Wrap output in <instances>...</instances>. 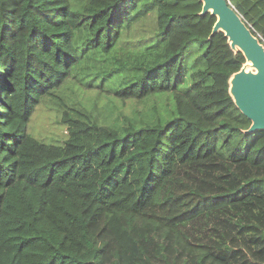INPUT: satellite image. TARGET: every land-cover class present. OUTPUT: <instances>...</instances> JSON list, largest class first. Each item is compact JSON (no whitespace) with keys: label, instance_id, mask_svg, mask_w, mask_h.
<instances>
[{"label":"trees","instance_id":"obj_1","mask_svg":"<svg viewBox=\"0 0 264 264\" xmlns=\"http://www.w3.org/2000/svg\"><path fill=\"white\" fill-rule=\"evenodd\" d=\"M203 4L0 0V264H264V129Z\"/></svg>","mask_w":264,"mask_h":264},{"label":"water","instance_id":"obj_2","mask_svg":"<svg viewBox=\"0 0 264 264\" xmlns=\"http://www.w3.org/2000/svg\"><path fill=\"white\" fill-rule=\"evenodd\" d=\"M201 1L204 3L203 14L211 11L217 16L212 33L223 30L232 48L241 50L246 63L256 68L255 71H248L243 66L234 73L230 80V92L240 110L252 120L248 132L264 129V44L231 0Z\"/></svg>","mask_w":264,"mask_h":264},{"label":"rangeland","instance_id":"obj_3","mask_svg":"<svg viewBox=\"0 0 264 264\" xmlns=\"http://www.w3.org/2000/svg\"><path fill=\"white\" fill-rule=\"evenodd\" d=\"M246 70L250 71H255L256 68L253 67L250 63H246L244 65ZM55 117H56V112L55 110H49L45 107V105H42V107H38V109L35 111L33 114V118L30 121V128L33 130L32 132L35 134H39V131L42 132L46 137H50V135L54 134L55 132H59L60 128L58 125L55 123ZM29 128V129H30ZM186 207H178L176 206L173 213H169V216H172L176 213H178L180 210L184 211ZM208 264H222L216 261H211Z\"/></svg>","mask_w":264,"mask_h":264},{"label":"bare ground","instance_id":"obj_4","mask_svg":"<svg viewBox=\"0 0 264 264\" xmlns=\"http://www.w3.org/2000/svg\"><path fill=\"white\" fill-rule=\"evenodd\" d=\"M257 72V71H256Z\"/></svg>","mask_w":264,"mask_h":264}]
</instances>
